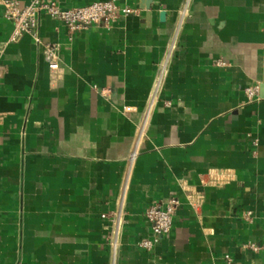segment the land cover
Segmentation results:
<instances>
[{"label":"crops","instance_id":"0c3cea01","mask_svg":"<svg viewBox=\"0 0 264 264\" xmlns=\"http://www.w3.org/2000/svg\"><path fill=\"white\" fill-rule=\"evenodd\" d=\"M115 1L138 11L72 41L41 14L38 40L10 43L14 25L0 7V264H225L226 255L264 264V253L244 248L264 242V0ZM186 8L113 251L100 213L118 207L137 125ZM254 85L259 100L248 103ZM217 171L230 177L222 186ZM170 197L181 202L171 234L140 250L151 233L145 210Z\"/></svg>","mask_w":264,"mask_h":264},{"label":"built area","instance_id":"2783aa9c","mask_svg":"<svg viewBox=\"0 0 264 264\" xmlns=\"http://www.w3.org/2000/svg\"><path fill=\"white\" fill-rule=\"evenodd\" d=\"M0 7L3 9V16L11 21L14 25L9 42H17L23 35H29L35 40H38L39 16L47 15L50 18L60 22L67 30L69 40L72 41L78 31H83L92 27H103L111 29L120 17H128L137 13V9L130 7H120L115 0H105L95 2L90 5H85L75 8H64L55 0H30L27 5H22L18 0H0ZM187 8L181 13L174 36L172 37L169 50L161 61L160 72L155 79L152 93L150 95L148 105L143 114L142 120L137 125L136 141L132 152L128 158V173L124 179L120 190L118 207L115 210L104 211L100 213V219L105 223L107 231V241L116 251L119 245V235L125 224L126 213L123 209V201L128 188V181L132 167L138 157V146L141 139L145 136L148 125L152 119L154 109L160 102V93L163 86L165 76L167 74L169 60L172 51L175 49L177 35L183 18L186 15ZM46 52L48 55V66L50 69H57L58 62L51 60L55 56L54 48L47 46ZM218 66H224L223 62H217ZM2 68L0 66V79ZM244 94L248 103L259 100V86H249L244 89ZM167 106L170 103H165ZM130 107L124 108L125 112H131ZM253 145L256 147L257 143ZM212 176H216L213 184L222 186L226 182L228 174L225 171H217ZM199 197V196H198ZM201 199V196L199 197ZM192 206H196L192 201V196L188 198ZM181 207V202L176 197H170L165 202L151 204L144 213L146 220L150 223L151 233L149 236L141 238L136 243V246L142 251H152L160 244L162 239L168 237L173 229L174 217ZM245 221L251 223L254 220L252 212H245L243 215ZM244 248L252 253H264L263 243H247ZM225 264H233V260L229 255L224 257Z\"/></svg>","mask_w":264,"mask_h":264},{"label":"water","instance_id":"95a60500","mask_svg":"<svg viewBox=\"0 0 264 264\" xmlns=\"http://www.w3.org/2000/svg\"><path fill=\"white\" fill-rule=\"evenodd\" d=\"M145 2H146V6H147V8L149 9V8H151V5H152V0H145ZM165 13H163L162 15H161V17L162 18H164V15Z\"/></svg>","mask_w":264,"mask_h":264}]
</instances>
